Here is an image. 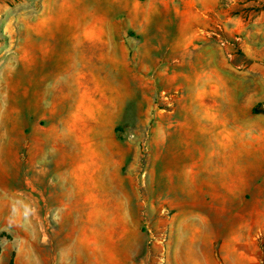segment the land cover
<instances>
[{"label":"rangeland","instance_id":"374dc122","mask_svg":"<svg viewBox=\"0 0 264 264\" xmlns=\"http://www.w3.org/2000/svg\"><path fill=\"white\" fill-rule=\"evenodd\" d=\"M88 12L91 19L106 13L114 21L107 30L119 42L114 53L123 59L122 90L107 92V105L100 107L103 114L95 117L99 122L77 111L67 123H59L57 113L63 110L58 99L52 111L42 108L44 91L37 89L41 71L34 66V49L49 47V38L41 41L40 36L54 34L65 35L72 51V35L81 28L70 29L65 21L86 18ZM208 14V26L193 31L197 39L188 46V63L193 61L198 70H205L209 65L216 67V61L226 64L228 60L236 67L234 83L264 84V0H219V7ZM168 16L166 0H107L106 4L100 0H0V264H167L171 251L172 264H206L208 256H216L221 264H264V142L243 122L249 119L255 125L263 120L264 89L232 92L230 99L239 105L232 132L228 138L219 135L217 128L208 132V119L194 93L187 100L189 92L178 86L183 81L166 84L167 68L174 69L173 58L166 55V30L174 33L172 27L166 28ZM204 38L210 42L199 44ZM25 47L29 48L26 55ZM196 51L204 59H191ZM96 59L92 68L98 66ZM68 62V58L59 60L52 74L43 75L42 87L55 86L68 69L78 74L85 68L81 59L76 58L71 70ZM210 76L209 82L217 81ZM207 77L204 74V82ZM70 94L75 96L68 99L69 109L76 111L73 104L79 98L76 92ZM185 100L194 102L187 128L178 113L179 102ZM58 130L105 133L106 140L122 153L123 175H130L137 185V194L129 202L131 186L122 189L118 172L113 176L105 171L106 217L63 221L71 236L68 246H57V235L53 237L56 245H51V229L57 230L58 219H35L36 211L49 209L35 191L36 174L41 178L36 168L50 162L41 160L42 142L48 131ZM105 155L102 151L100 158L109 162ZM208 164L207 171L227 183L235 202L215 206L187 202L198 198L194 182H201ZM70 190L78 196L73 183ZM172 200L182 202L172 209ZM185 212L210 216L211 241L208 234H201L198 246H183L191 232L182 227L184 231L180 235L177 231L173 240L177 245L179 239V246H169L173 229L166 218ZM86 229L88 233L83 232ZM84 234L85 239H80ZM86 238L94 245L88 246ZM245 242L250 247L239 245Z\"/></svg>","mask_w":264,"mask_h":264},{"label":"crops","instance_id":"0c3cea01","mask_svg":"<svg viewBox=\"0 0 264 264\" xmlns=\"http://www.w3.org/2000/svg\"><path fill=\"white\" fill-rule=\"evenodd\" d=\"M100 3L106 4L107 0H100ZM114 3L117 4V2ZM218 7L219 0H166V11L169 14L166 17V28L172 27L174 29L172 35H170V30H166V55H169V58H173L172 63L174 68L172 70L167 68L166 84L177 85L178 81H183L178 86L179 89L189 92L186 99L190 100V94L194 93L196 102L202 104L203 112L208 119L205 125L207 131L217 128L219 135L228 138V134L232 132V128L234 127V112L239 107L234 100H231L232 92L240 89L258 90L261 87L264 89V84L258 82L251 87L246 82H242V84L234 83L232 76L235 74L236 67L231 65L228 60H226V64L224 60H219L220 63L216 61V67H210L209 65L205 70H198L193 61L188 63L186 60L188 57V46L194 42V39H197L195 34L193 35V31L205 29L211 21V16L208 13L215 11ZM87 10H91L90 6ZM194 12H196V16L192 18L191 14H194ZM65 22L69 24L70 29L73 27L81 28L78 30L79 34L72 35V51L68 49L65 35L59 36L54 34L40 36L41 41L49 38L47 43L50 44L49 47H46V49L39 47L40 51L38 47L33 48L35 69L41 71L37 74L39 75L37 78L40 79L38 80L37 89L41 88L44 91L41 100L42 108H53L55 100L58 99L61 102L60 109L63 111L57 113L60 117L56 119L57 122L67 123L68 117L76 115L77 111L79 115L86 113L89 119L99 122L100 119L95 117H98L100 113L103 114L104 109L101 110L100 107H106L107 105V92L118 91V89L120 91L123 85L121 79L123 59L118 58L114 53V48L119 42L116 39L115 33H109L107 30V27L113 25L114 21L108 18L106 13L103 14V17L91 19L88 12L86 18H72L67 19ZM92 27H98L99 29L93 32ZM198 42L202 44L203 42H210V40L204 38V40L199 39ZM202 45H195L194 48L198 47L197 49H201ZM28 49L25 47V55ZM204 49H207V47ZM206 53L208 54V52ZM203 56L202 53L196 51L195 56H192L191 59L198 57L204 59L202 58ZM66 58L69 59L67 66L70 67V70L74 68L76 58L83 60L85 64L84 70L78 74H74L68 69L65 73L66 77L64 76L60 80L57 79L55 86L52 85L51 88L42 87L40 83L44 81L43 75L52 74L58 68L59 60L63 61ZM94 59L97 60L98 66L95 65L96 67L92 68V60ZM177 60L179 63H176ZM171 65L170 63L168 66L171 67ZM247 73L245 72L244 75H247ZM192 74H194V77L196 76L195 80ZM204 74L209 76L205 82ZM210 75H214L217 81L209 82L212 79ZM220 75H229L231 77L223 78ZM189 80L190 82H188ZM54 91H57L58 94L53 93ZM72 91L76 92V97L79 98L73 104L76 108L78 107L76 111L73 107L69 109L68 99L75 96L70 94ZM210 96H221L223 101L217 100L210 103L208 100ZM187 100H185L184 104H181V102L178 104V113L184 116L182 124L185 128L188 126V116L192 113L194 106V102L190 101L187 104ZM102 116L104 117V115ZM243 122L249 123L250 129L259 133L262 137H258L261 142H264V118L255 125H252L249 119ZM46 135L44 137L45 141L42 142L43 147L40 157L41 160L48 159L50 162L41 163L36 168L37 172L40 171L41 178H39L37 173L35 191L37 197L40 194L41 199L45 198V203L48 204L49 209L42 210L41 212L36 211L35 219H58L57 230L54 227L51 229V245H56L53 237L57 235V246H68L69 241L67 239H71V236L66 229L67 226H63V221L75 219L77 216L84 220L92 219V217H97L98 219L106 217L109 196H107L105 191V171H111L113 176H115L116 171L118 172L121 178L122 189L125 187L129 190L128 185L131 186L129 202H133L137 185L135 184V180L130 178V175H123L124 164L122 153L117 151L112 141L106 140V134L102 131L58 130L48 131ZM168 135V132H166V138ZM91 140H94V142H91ZM102 151L107 153L105 156H109V162L106 158H100ZM201 155V159L203 160L204 154ZM76 156H82L83 158L81 157L80 161H76ZM209 166V164L206 166L205 173L203 174L204 178L201 182H194V186L200 192L198 198L188 199L187 202L191 204L210 203L213 205L216 203L235 202V194L229 191L227 183L223 182L224 180L217 178V174H211L207 171ZM46 171H50V174H44ZM72 183L73 186L77 187V197L75 195L72 196L70 193V185ZM181 202L182 200H172V209L176 208L178 203ZM167 211L170 210L167 209ZM185 214L186 212L180 217L179 214L175 213L173 217H170L172 216L171 214L166 218L169 227L171 226V229H173L169 246H179V239H177V245H175L173 240L177 236V231L180 232L178 235L184 231L181 230L182 227L185 231L191 232L188 235V244H183V246H198V237L201 234H208L211 241L213 230L210 229V225L213 222L210 216L195 212ZM71 226L69 228H71V233L73 231V235L76 229L74 224ZM83 232L88 233L89 230L86 229ZM85 236L86 234L84 236L81 235L80 239H85ZM168 237L170 238V235ZM232 240L235 242V235L232 236ZM239 240H242L241 237H239ZM86 241L88 246L94 245L93 240L86 238ZM239 245L250 247V244L247 242L239 243ZM207 246H211V244ZM192 250L195 249L192 248ZM171 255L172 251L166 259L167 264L174 263ZM206 259V264H221L216 256H208Z\"/></svg>","mask_w":264,"mask_h":264},{"label":"trees","instance_id":"16d2710c","mask_svg":"<svg viewBox=\"0 0 264 264\" xmlns=\"http://www.w3.org/2000/svg\"><path fill=\"white\" fill-rule=\"evenodd\" d=\"M118 131V130H117Z\"/></svg>","mask_w":264,"mask_h":264}]
</instances>
